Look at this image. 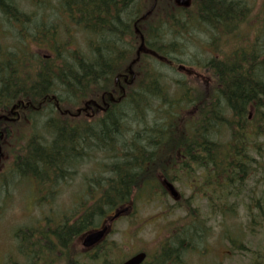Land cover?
<instances>
[{"label": "trees", "instance_id": "1", "mask_svg": "<svg viewBox=\"0 0 264 264\" xmlns=\"http://www.w3.org/2000/svg\"><path fill=\"white\" fill-rule=\"evenodd\" d=\"M240 3L192 0L182 8L174 0H57L62 20L67 18L84 34L82 49L73 47L71 36L64 41L56 36L53 42L32 38L49 51L48 60L35 55L28 59L22 51L0 54L1 116L18 101L34 104L46 96L64 99V95L74 110L99 98L118 75L127 74L140 44L136 31L143 37V48L152 53L139 55L131 67L133 82L98 122L86 127L76 120L70 123L47 106L29 109L25 118L10 126L14 137L0 142L9 164L7 172L0 173V198L9 199L8 187L15 179L34 184L36 192L52 190L59 179L95 155L103 160L84 178L82 200L53 222L55 242L49 231L35 226L28 232L18 230L16 253L23 261L10 259L9 264H120L124 258L108 263L117 252L113 243L81 253L79 261L73 241L99 228L121 208L153 200L156 192L167 200L165 216L185 214L171 226V236L162 245L164 261L170 252L193 249L205 230L212 229L209 220L235 215L240 206L250 232L264 229V85L256 86L258 76L252 71L256 72L257 61L246 51L248 40L238 36L240 13L227 8ZM17 8L13 0H0V18L7 23L28 22ZM40 29L35 27L34 33ZM188 41L204 43L209 55L203 56L198 48L196 57L187 62L182 48ZM181 65L203 79L179 74L176 68ZM168 71L185 82L171 78ZM224 72L228 78L220 74ZM216 81L226 89L216 90ZM158 173L165 179L173 177L182 187L189 185L193 194L187 200L181 196L169 201L156 179ZM46 194L53 196L51 191ZM199 196L207 200L205 217L195 203ZM232 249L252 252L235 242Z\"/></svg>", "mask_w": 264, "mask_h": 264}, {"label": "rangeland", "instance_id": "2", "mask_svg": "<svg viewBox=\"0 0 264 264\" xmlns=\"http://www.w3.org/2000/svg\"><path fill=\"white\" fill-rule=\"evenodd\" d=\"M54 1L53 5H51ZM57 0H13V2L18 6V10L24 13L28 18V22L20 24L18 22L11 21L7 23L3 18H0V54L7 52H18L21 51L27 54L29 59L31 55L43 56L48 55L49 51L46 48H41L36 44V41L32 38H42L49 39L60 31H63L62 17L58 7L55 5ZM246 4L250 6L254 5H264V0H244ZM48 8H41L42 5ZM43 7V6H42ZM255 15V13H253ZM256 26V25H255ZM40 28V32L34 33V29ZM254 25L252 23H247L241 27V32L246 33L249 38L260 37L263 34L264 39V24L260 26V33L256 35L255 30H253ZM257 31V26H256ZM243 33V34H245ZM69 34L71 35V43L73 47L83 48L84 46V34L75 30L72 25H70ZM245 34V35H246ZM199 35V34H198ZM203 36V35H199ZM64 32H61L59 38L64 41ZM258 37V38H259ZM187 44L186 48H182L184 58L187 62L193 57H196V50L202 48L201 54L207 56L210 53L207 45L201 42H190ZM257 43L256 40L248 41V43ZM186 66V65H185ZM189 67V66H187ZM198 71V70H197ZM171 73L170 71H168ZM172 74V73H171ZM182 75V74H181ZM175 78L179 81H184L185 79L179 74H172L171 78ZM188 84V83H187ZM171 97V95H170ZM89 157L91 156L88 154ZM101 155H95L93 159H89L85 165L79 166L74 173L70 176H65L59 179L58 184L54 190L44 189V191L39 192L34 186V184L22 182L20 185H16L12 189V184L17 183L16 179L9 185V199L5 196L0 198V264H8L10 259L22 262L21 256L16 253L17 242L14 236L18 230L27 227H37L39 226V219H54L53 221H59L62 214H68L72 209H74L77 198L83 192V185L85 183L84 178H88L93 172L97 171L99 163L102 161ZM4 159L2 160V162ZM85 161V160H84ZM0 170H8L9 164L3 162L0 165ZM61 180V181H60ZM33 185V186H31ZM177 193L181 194L184 198L191 195L192 190L187 187H182L178 185H173ZM51 191L53 195L56 196L55 201L52 204H46V201L41 200L42 197L48 198L50 194L43 195L44 193ZM157 193V192H156ZM155 193V197L147 203L137 202L133 205V210L135 215L130 219L125 216L110 222L108 219L106 221L109 224L110 230L113 233L107 238V242L115 241L118 246L115 256H111L108 263L113 261H119L120 259L128 258L130 254L140 249L142 251L153 252L157 246L162 242L163 238L169 234L171 226L177 224V222L185 216L182 212H176L164 215L163 205L167 200L160 198ZM193 194V193H192ZM43 195V196H42ZM241 202L240 204H242ZM196 206L202 217L207 214V205L200 204L197 202ZM70 210V211H69ZM235 215H227L225 218L230 216L231 218L224 219L225 222L220 224V217L216 219L209 220L207 225L213 227L211 234L208 237L209 252L205 255L198 256L196 250L186 252L182 258V263L184 264H214L219 261H228L229 264H255L253 262V255L248 252H243L242 250L232 249L230 241L233 240L236 244H241L243 248H249L253 253L259 252L264 258V229H253L250 234V226L248 224L247 218L245 216V211L243 207H239L236 210ZM35 225H32L34 224ZM41 228H44L43 226ZM228 229L230 231H228ZM231 234V235H229ZM227 236L229 242L224 240ZM23 240V239H22ZM21 240V241H22ZM82 242V237L77 241L76 250L79 254H75V259L81 261L82 247L80 246ZM203 247H198V249ZM251 252V253H252ZM252 253V254H253ZM262 260V259H260ZM257 261V260H256ZM253 262V263H252ZM84 264H90L85 262Z\"/></svg>", "mask_w": 264, "mask_h": 264}, {"label": "flooded vegetation", "instance_id": "3", "mask_svg": "<svg viewBox=\"0 0 264 264\" xmlns=\"http://www.w3.org/2000/svg\"><path fill=\"white\" fill-rule=\"evenodd\" d=\"M237 1H239L241 3L237 4L235 6L230 4L229 7H227V8L229 9L230 12H232L234 9H236L235 11L240 13L238 15V17L236 18L239 25L244 26L247 23H252L255 28L257 26L256 35L258 36V34L260 33V30H259L260 26L264 24V5L257 4L254 6H250V5L246 4L244 0H237ZM253 13H255V15ZM230 17L232 18L231 15H230ZM68 24L70 25V21H68L67 18L62 20V25L65 26L64 27L65 31H60V32L56 33L54 35V37L52 36L49 39L52 42L56 41V38L60 36L61 32H64V37H63L64 39L69 38V36H71V35L67 34V25ZM243 33H245V32L240 31V33L238 35L243 40H248V41L256 40L257 41V44H255L254 42L247 43L246 44V51H248V55L251 56L253 58V60L257 61L256 64L254 65V66H256L257 70H256V72H255V70H253L252 75L254 74V76L255 75L258 76V80H255L256 86L262 87L264 85V64L262 63L264 60V39L262 38L263 34L260 37L258 36L259 38L258 37L249 38L246 34L248 32L245 33L246 35ZM38 39H39V41H42V38H38ZM212 39L214 41H216L217 35L215 37L213 36ZM41 48H42V46H41ZM41 48L39 46V51H41ZM251 51H252L251 54L253 56L250 55V53H249ZM39 57H42L44 60H48L51 57V54L49 53L48 55H43V56H39ZM32 69L34 71H37V69L39 70V66L32 67ZM259 69L261 70V72H263L262 74L258 73ZM179 71L181 73L185 74L184 76H186L188 78L194 77V78L199 79V80L203 79V78H201L200 74H197V75H195V73L192 74L189 70H185L183 67H182V69H179ZM212 71L215 73V77L217 78L218 77L217 71H215V69ZM38 73H39V71H38ZM220 74L223 75V77H225V78L229 77L228 73H226V72L220 73ZM245 76H248V75L246 74ZM133 80H134V77L133 78L126 77L124 74L121 76L118 75V77L115 78L114 84L109 91L104 92L99 98L88 99V101L86 103H84V102L81 103L74 110H72L73 103L69 100V97H67V96L64 97V95L62 96L64 99H62V98L58 99L54 96H46V98H44L42 101L36 102L34 104L29 102L28 100L18 101L10 107L9 111H7L4 115L0 116V142H4L8 138L14 137L13 136L14 133L10 130V126L12 124L16 123L21 118H25V113H28L29 109L40 110L41 108H45L47 106H50V107H54L58 111V112L57 111L56 112L59 114L58 115L59 117H61L63 119L68 118L69 119L68 121L70 123L73 122V120H76V121H79L82 124V126H85V127L88 124L96 123L105 117V115L107 114L108 110L112 107V105H115L117 102H119L118 99L124 94L125 88H128L131 85V83L133 82ZM209 82H210V85L213 84V81H209ZM226 87L227 86H222V87L219 86L218 87L217 81H216V87H215L216 90L223 91L224 89H226ZM3 159L5 161L6 157H5L4 153L2 154L1 147H0V165L2 164ZM5 171L6 170L2 169V170H0V173L4 174ZM3 176H5V175H3ZM8 176L9 175H7L5 177L7 178ZM156 179L158 180L161 187L165 189V191H166V187L168 185H171L174 189H175V187L173 185H178V186L182 185L181 182H179V181H172V179H174L173 177H171L170 179H165L164 176L159 174V173L157 174ZM185 180H184V178H182V181L185 182ZM20 184H22V182L21 183L17 182V183L12 184V189L14 187H16V185H20ZM46 186H48V185H46ZM55 187H54V189H55ZM186 187L189 188L190 186L186 185ZM54 189H52V190H54ZM81 196L82 195H80L77 198L76 202H78V200H82ZM180 197H181V194H180L179 198ZM188 198H190V197L189 196L186 198L183 197L184 200H187ZM42 199L46 200V203L52 204L55 201L56 196L53 195L52 197L48 198V200L46 198H43V197H42ZM168 199L171 202H175L169 196H168ZM246 200L248 201V199H246ZM197 202L200 204L204 203L206 205L207 200L203 196H199L195 199L196 204H197ZM229 214L230 213H228L227 215H229ZM134 215L135 214L130 213L129 215H127V217L132 218ZM231 215H233V214L231 213ZM226 216L220 218V219H223L220 221V224L225 222L224 219L228 220L229 218H231L230 216L225 218ZM53 220L54 219H50V220L49 219H39L38 222H39L40 229L49 231L50 235L52 234L53 241L55 242L54 235H53V227L55 224L53 222H56V221H53ZM106 221H107V219H104L99 226V227H101L103 225L106 226V234L104 235V237L96 245H94L93 247H90V248L83 247V245L81 243L80 246L82 247V250H83L82 253L94 252L96 249L101 248L103 245H109L112 243L116 245L115 241L107 242V238H109V236L113 233V231L110 230L109 224H107ZM247 221H248V219H247ZM32 225H35V223ZM42 226L43 227H49V228L48 229L41 228ZM198 229L201 230L200 225L198 226ZM212 229H213V227H212ZM212 229L210 231L205 230L204 237H202V240H198L199 241V243L197 242L198 244L194 243V246H193L194 248L189 250V251H195L196 250V252L198 253L197 255L199 257L208 253L209 252L208 251L209 247H207L208 246L207 245L208 244V237L211 234ZM95 230L96 229H94L93 231H95ZM24 231L28 232L29 228L28 227L24 228ZM228 231H230V230L228 229ZM33 233L36 234L37 230H34ZM85 234H83V235H85ZM83 235H81V236L83 237ZM229 235H231V234H229ZM81 236H79L78 238H76L73 241V247L76 248L77 241L81 238ZM170 236H171V234L170 235L168 234L167 236H165L163 238L162 242L159 244V246H157V248H155L152 253H150L149 251H146V252L135 251L132 254V256H135L138 253H144L145 259L141 264H183L182 258L186 252H183V251L180 252L178 250L170 252L168 255L167 261H164L165 255H163V253H162V248H163L162 245L166 240H169ZM225 239L227 242H229V239L227 236L224 237V240ZM233 242H234L233 240L230 241L231 248H233ZM198 247H203V249L202 250H201V248L198 249ZM53 249H54V246H53ZM189 251H187V252H189ZM250 254L253 255L252 260H253V262H255V264H264V258H263L262 254H260L259 252L253 253V254L250 253ZM260 259H262V260H260ZM227 262L228 261H225V262L219 261L215 264H229ZM211 263L214 264L213 261ZM198 264H201V263H198ZM203 264H205V263H203Z\"/></svg>", "mask_w": 264, "mask_h": 264}, {"label": "water", "instance_id": "4", "mask_svg": "<svg viewBox=\"0 0 264 264\" xmlns=\"http://www.w3.org/2000/svg\"><path fill=\"white\" fill-rule=\"evenodd\" d=\"M190 1L191 0H174V3L178 7L187 8L190 5ZM144 18H145V16L142 17V19H144ZM139 51H145L143 49L142 44L139 48ZM167 187H168V190H169L171 197L176 199L177 193L175 192L174 188L170 185H168ZM127 211H128V208L117 211L114 214V216L112 217V220L116 219L117 217L126 213ZM105 233H106V227H103L99 231H95V232L87 234L86 236H84V238L82 240L83 247L90 248V247L94 246L103 238ZM144 259H145V254L140 253V254H137V255L133 256L132 258L128 259L127 261L123 262L122 264H141L144 261Z\"/></svg>", "mask_w": 264, "mask_h": 264}]
</instances>
